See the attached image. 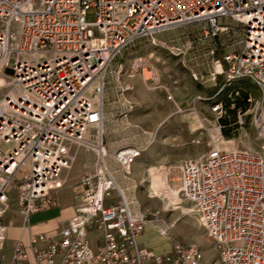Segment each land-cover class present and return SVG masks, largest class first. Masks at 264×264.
Returning a JSON list of instances; mask_svg holds the SVG:
<instances>
[{"label": "built area", "instance_id": "1", "mask_svg": "<svg viewBox=\"0 0 264 264\" xmlns=\"http://www.w3.org/2000/svg\"><path fill=\"white\" fill-rule=\"evenodd\" d=\"M191 24L209 39L208 78L194 76L218 87L209 98L218 125L206 152L177 163L172 190L177 205L192 204L221 264H264V0H0V249L12 190L28 223L31 214L61 205L73 145L97 155L73 188L67 225L33 234L27 244L18 240L9 264L202 263L194 243L173 239L171 250L159 253L141 241L162 213L135 209L117 184L106 159L129 172L143 148L107 149L101 100L113 62L130 43ZM142 69L148 80L149 68ZM242 91L248 107L227 106ZM230 109L239 127L249 118L259 149L223 147ZM158 228L169 236V227Z\"/></svg>", "mask_w": 264, "mask_h": 264}, {"label": "rangeland", "instance_id": "2", "mask_svg": "<svg viewBox=\"0 0 264 264\" xmlns=\"http://www.w3.org/2000/svg\"><path fill=\"white\" fill-rule=\"evenodd\" d=\"M203 29L199 24L181 26L156 33L153 38H140L124 49L103 82V139L107 149V143L118 148L145 143L131 173L122 170L130 186V190L124 191L127 197L131 195L138 200L137 205L142 209L161 210L162 222L156 226L148 225V228H152V237L158 241L159 247L165 249L163 252L171 250L172 241L176 239L198 245L203 252L201 264H221L207 229L190 210L192 204L183 202L177 205V198L171 202L166 193L153 187V175L158 172L165 173V186L174 188L172 184L177 185L178 181L172 178L179 176L177 163L206 152L208 142L217 133L218 123L209 98L218 92V87L211 80L201 83L194 76L196 73L208 78V71L212 68L206 54L209 39ZM137 63L142 64L136 67ZM146 66L149 68L145 70L148 80L142 76V68ZM155 75H158L157 81ZM218 82L222 83L223 78ZM127 84L135 88V97L126 89ZM242 84L257 90L249 82ZM229 92L224 90L217 97L222 99ZM222 125L223 147L259 149L249 118L243 127L234 122L229 125L222 122ZM70 154L71 166L62 173L64 184L67 183L66 174L77 171L79 178L97 162L96 153L82 146L73 145ZM148 167H153L154 173L146 172ZM78 178L74 180L75 184ZM136 183L138 186L135 187ZM114 192L117 195V191ZM150 192H157V196L150 198ZM9 203L18 204L16 190L10 192ZM158 226L169 227V236L161 235Z\"/></svg>", "mask_w": 264, "mask_h": 264}, {"label": "crops", "instance_id": "3", "mask_svg": "<svg viewBox=\"0 0 264 264\" xmlns=\"http://www.w3.org/2000/svg\"><path fill=\"white\" fill-rule=\"evenodd\" d=\"M154 79L157 81L158 75H155ZM127 85L131 88L130 94H132V97H135V95L133 94L135 91V88L131 84H127ZM107 144H108V150L110 152H114L118 148V147L111 146V145L109 146V143ZM144 144L145 143L143 144L141 143L140 146L144 147ZM106 162L108 166L112 169L114 173V177L119 187L121 189L123 188V189L130 190L129 184L124 179V178H127V176L123 174L122 167L115 161V159H113V157H108L106 159ZM136 162L134 164H136ZM132 168L134 167L130 168L129 170L130 173H131ZM152 168L153 167H148L145 171L148 173L149 172L154 173ZM171 170L172 169L170 168L169 171L171 172ZM177 172L179 173L178 169H177ZM76 173L77 171H73L72 173L70 172L66 174L65 181L67 183L64 184V187L59 191L61 205L56 206V207H51L49 209L41 210L39 212H35L31 214L28 223L25 222L24 217L21 214L20 209L18 207V204L17 203L10 204L9 209L3 218L4 223L8 226V230H7V240L3 248L0 249V264L10 263L12 253L14 250V246L18 240H22L24 243L27 244L29 243L30 237L33 234L41 233V232L51 233V232L59 231L62 227L67 225L68 220L74 215V212H75V209L73 206V192H74L73 188L75 186L74 180L78 178V175ZM164 178H165V173L160 174L158 172H155L153 175V187L154 189L157 187L159 189L158 190L159 192L166 193L170 201L172 202V200L174 201L177 198V193L173 191L170 188V186L169 187L165 186ZM176 178L177 177H173L172 180H175ZM166 180L168 182L169 178L166 177ZM142 181H145V180L143 179ZM172 185L174 187L177 186L176 184H172ZM136 186H138L137 183L135 184V187ZM154 193H157V192H153V193L150 192L148 196L150 198H155V197L150 196L151 194H154ZM128 197L135 201V209H139V210L142 209L140 205H137L139 204L138 200H136L135 198H132L131 195ZM151 229L152 228H148L147 226L145 233L141 236V241H143L144 244H146L147 246L154 248V250H156L157 252L165 251L163 247L162 248L159 247L158 241L153 239L152 237L153 231Z\"/></svg>", "mask_w": 264, "mask_h": 264}, {"label": "trees", "instance_id": "4", "mask_svg": "<svg viewBox=\"0 0 264 264\" xmlns=\"http://www.w3.org/2000/svg\"><path fill=\"white\" fill-rule=\"evenodd\" d=\"M247 92L242 91L240 96H235L233 99L227 100V106H230V103L232 101L236 102L237 107H241L242 109H246L248 107V102H247ZM230 114H231V119L230 120H225L223 119V122H226L228 125L231 122L235 121V116H236V110L230 109Z\"/></svg>", "mask_w": 264, "mask_h": 264}]
</instances>
